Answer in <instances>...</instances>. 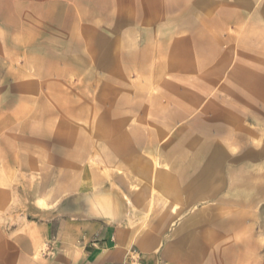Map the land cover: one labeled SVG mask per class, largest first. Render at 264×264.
Listing matches in <instances>:
<instances>
[{
    "label": "crops",
    "instance_id": "1",
    "mask_svg": "<svg viewBox=\"0 0 264 264\" xmlns=\"http://www.w3.org/2000/svg\"><path fill=\"white\" fill-rule=\"evenodd\" d=\"M126 1L0 0V50H63L64 43L90 55L103 49V64L128 72L125 82L136 75L134 85L98 96L87 89L40 90L33 104L35 91H8L0 103V264H131V251L139 264L235 263L233 254L225 255L223 235L193 233L201 220L176 211L218 193V178L200 164L207 154L192 156L184 147L202 144L192 141L191 130L209 128L203 117L231 113L225 97L252 96L249 68L238 79L237 70L225 79L237 42L225 34L227 28L237 34L236 19L250 17L255 24L263 14L250 10L256 0H206L199 25L184 20L157 28L165 41L134 54V65L126 54L111 56L117 44H127L122 36L119 42L99 36L126 31ZM142 6L136 17L144 16ZM186 8L179 16L190 18ZM151 11L147 17L161 16ZM23 59L24 65H48L41 57ZM6 60L12 65L17 58ZM54 60L63 66V58ZM68 60L80 64L79 58ZM5 77L0 80L32 75ZM63 80L62 74H46L44 81ZM97 107L104 114L98 121ZM197 114L200 122L193 120ZM45 247L51 256L41 255Z\"/></svg>",
    "mask_w": 264,
    "mask_h": 264
},
{
    "label": "rangeland",
    "instance_id": "2",
    "mask_svg": "<svg viewBox=\"0 0 264 264\" xmlns=\"http://www.w3.org/2000/svg\"><path fill=\"white\" fill-rule=\"evenodd\" d=\"M126 2L129 13L126 31L122 35L101 33L99 36L103 38L117 37L118 42L122 36L123 41H127V44H124L123 48H119L120 46L117 44L116 49L111 51V56L115 57L114 53L116 52L117 58L120 53L126 54L124 57L126 59L128 57V64L132 62L134 65L136 63L134 54L150 51L154 43H158V40L164 39L163 41H165L166 34L154 32L157 28L168 29L173 25H183L184 20L197 26L203 20L200 8H206V0H156L154 3L151 0H127ZM184 4L185 7L187 6L186 11H191L190 18L179 16L184 10ZM249 4L251 11H260L263 17L256 19L255 24H250L252 20L250 17L236 19L238 22L236 35L227 33L231 30L227 28L225 38L234 36L233 40L237 42L235 43L236 47L234 46L235 49L231 51L232 66L224 75L225 79H228L230 72L237 70L236 74L238 75L234 77L235 74H233V77L238 79L237 77L242 76V69L249 68L252 96L250 98L225 97L223 99L224 108L230 110L231 113L224 111L223 116L209 114L202 118L205 120L204 124L209 126L206 131L191 130L194 138L192 141L198 142L201 139L202 144L191 143L184 147L185 152L192 156L197 154L198 157L199 153L207 154V156L203 155L208 159L207 163L202 161L200 164L208 165V171L214 172L216 179L218 178V182L214 186V189H218V193L203 195L201 200L195 204V208L184 211L177 210L176 214L177 216L180 214L181 218L189 217L192 220H201L202 226H192L193 233L200 229L202 234L207 232L208 234L223 235L225 255L231 257L233 254L235 263L237 255L238 264H264V0H256ZM214 5L215 3L212 2L211 6ZM141 6L144 7V16L136 17L137 10L141 9ZM153 8H156V13H160L161 16L147 17V12L151 13ZM157 9H160V12ZM131 13L133 16H130ZM140 13L142 12L140 11ZM96 41L102 43L103 40L97 38ZM67 44L64 43L63 50H0V78L3 79L7 74H21V77L32 75L30 80L28 78L22 81L0 80V103L2 104L8 99L9 90L15 89L35 91L32 94L34 104L35 98H37L35 95H38L36 91L40 90L62 89L69 93L80 89L82 93L87 89L95 91L98 96L105 89L119 90L125 88L126 84H135L134 71L132 75H128L131 80L125 82L126 75L122 74L128 72L122 73L120 66L112 67L103 64V49L93 51L94 54L90 55L86 49L72 50L66 47ZM225 52L228 51L225 49ZM8 56L17 58L16 64H7ZM26 56L30 58L29 61L33 62L36 57L47 59L48 65H24L23 57ZM55 57L63 58V66L57 67L54 64ZM18 58L23 59L20 60L21 64H18ZM78 58L80 60L78 65L76 62L71 63L68 60L77 61ZM46 74H62L64 80L62 82L44 81ZM89 78L90 80H88ZM231 84L230 86L235 89L239 82ZM224 86L225 89L228 88L226 83ZM239 111L243 113H239ZM103 115L102 109L97 107L96 120L98 121ZM199 117L201 115L197 114L193 120L200 122L201 119H197ZM176 133L188 134L189 132L180 130ZM211 156L212 158H210ZM147 163L151 164L152 162H145V164ZM194 164L196 163L194 162ZM154 165L155 168L158 167L157 162H154ZM96 166L100 167L101 165L97 163ZM233 184L240 187L239 192L233 191ZM204 221H207V225H204Z\"/></svg>",
    "mask_w": 264,
    "mask_h": 264
},
{
    "label": "built area",
    "instance_id": "3",
    "mask_svg": "<svg viewBox=\"0 0 264 264\" xmlns=\"http://www.w3.org/2000/svg\"><path fill=\"white\" fill-rule=\"evenodd\" d=\"M41 255L43 257H49L52 255L51 250L48 247H45L42 251H41ZM130 261L131 264H139V259L137 254L135 253V251H131L130 252Z\"/></svg>",
    "mask_w": 264,
    "mask_h": 264
},
{
    "label": "bare ground",
    "instance_id": "4",
    "mask_svg": "<svg viewBox=\"0 0 264 264\" xmlns=\"http://www.w3.org/2000/svg\"><path fill=\"white\" fill-rule=\"evenodd\" d=\"M102 192V191H101ZM100 205V204H99ZM115 207V206H114Z\"/></svg>",
    "mask_w": 264,
    "mask_h": 264
}]
</instances>
